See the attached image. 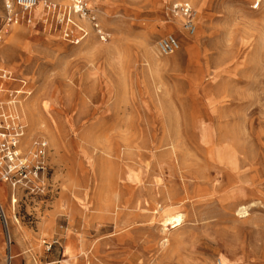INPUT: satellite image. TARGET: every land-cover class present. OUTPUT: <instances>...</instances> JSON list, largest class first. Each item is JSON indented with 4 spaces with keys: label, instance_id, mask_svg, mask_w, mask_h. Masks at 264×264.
<instances>
[{
    "label": "rangeland",
    "instance_id": "1",
    "mask_svg": "<svg viewBox=\"0 0 264 264\" xmlns=\"http://www.w3.org/2000/svg\"><path fill=\"white\" fill-rule=\"evenodd\" d=\"M47 1L59 11L44 7L39 17L8 25L0 0V69L13 74L14 86L24 83L26 127L14 166L32 173V182L12 188L1 178L10 166L4 161L0 186L18 191L12 231L25 241L29 264H264V4L86 0L95 28L73 14L70 0L67 10ZM178 3L195 12L191 56L194 37L181 18L180 26L172 21ZM168 35L180 47L161 56L157 42ZM26 103L34 106L31 121ZM40 140L48 148L35 179ZM206 161L246 163L232 185L226 170ZM240 194L247 195L244 214L228 201ZM165 214H180L183 224L163 225ZM43 242L55 244L46 252Z\"/></svg>",
    "mask_w": 264,
    "mask_h": 264
},
{
    "label": "built area",
    "instance_id": "2",
    "mask_svg": "<svg viewBox=\"0 0 264 264\" xmlns=\"http://www.w3.org/2000/svg\"><path fill=\"white\" fill-rule=\"evenodd\" d=\"M71 1V11L74 15H77L81 19H87L92 24H94L95 28L98 26L95 24L96 17L91 13L88 8L86 0H70ZM5 5L6 12V22L8 25L18 24L23 17L29 19V14L34 9L39 0H3ZM44 7L49 12H57L59 11L58 7L53 4L45 3ZM258 5L256 6V9ZM19 10L18 12L16 11ZM171 13L174 16L181 17L183 22V29L189 35L193 36L196 31V23H195V12L192 6L189 3H178L174 4L171 7ZM100 34H102L99 31ZM180 44L176 37L173 35H168L164 38H161L157 42V51L161 56H170L179 50ZM23 95V93H22ZM20 93L15 92L9 94V98L7 101H0V168L6 166L7 164L4 161H7L8 166L5 174L1 176V178L6 183H10L12 188H16V185L30 182L32 178H29L31 170H28V167L24 163H20V166H14L15 161H19V152L18 144L20 139L24 136L25 126L20 122V113H19V100ZM35 153L34 159L36 167H34L33 177L37 179L39 177V172L45 170V156L47 153V143L45 141H37L34 143ZM23 161V160H22ZM18 171H15L17 170ZM30 173V174H29ZM16 174H18L21 178L16 180ZM32 182V181H31ZM0 218L4 221V225H6V220L4 218V211L0 205ZM8 244H10V240L8 237ZM53 244L46 245V251H50ZM8 264H10V258H8Z\"/></svg>",
    "mask_w": 264,
    "mask_h": 264
},
{
    "label": "bare ground",
    "instance_id": "3",
    "mask_svg": "<svg viewBox=\"0 0 264 264\" xmlns=\"http://www.w3.org/2000/svg\"><path fill=\"white\" fill-rule=\"evenodd\" d=\"M50 1V0H49ZM55 1H57V2H59V3H62V4H64V5H66V10L67 9H69V7H67V6H69V0H55ZM189 1H191V0H189ZM198 0H192V2H194V3H196ZM48 1L47 0H39V3L37 4V6L34 8V9H32V11L30 12V15L32 16V17H34V18H37V17H39L41 14H42V12H43V8H44V5H45V3H47ZM51 2V1H50ZM54 2V1H53ZM257 3H258V8H259V6H260V4L261 3H263L264 4V0H257ZM87 5H88V3H87ZM89 6V5H88ZM260 7H262V6H260ZM45 13V12H44ZM43 15H45V14H43ZM171 15H173L172 13H171ZM174 16V15H173ZM76 17V16H75ZM175 18H173L172 19V21H173V23L174 24H176V26H180V20H178V18H181V17H179V16H174ZM263 17V16H262ZM177 18V19H176ZM40 19V18H39ZM80 19V18H79ZM81 20V19H80ZM181 20L184 22V20L181 18ZM73 22H74V20H73ZM82 22V21H81ZM85 22H87V21H85ZM260 22H261V20H260ZM262 23V22H261ZM74 24V23H73ZM83 24V23H82ZM86 24H89V23H86ZM93 25V24H92ZM252 26V25H251ZM76 27H77V31L78 32H82V31H84V32H86L81 26H79V25H77L76 24ZM254 27H255V25H254ZM89 28V27H88ZM261 29V28H260ZM88 30H90V29H88ZM254 30V29H253ZM198 30H197V32L195 31V34L192 36V37H194L193 39V42L192 43H190V44H188V54L191 56V54H192V52L193 51H195V49H196V47H197V45H198ZM86 34V33H85ZM89 34L87 33V35L86 36H88ZM148 35H149V33H148ZM255 35V34H254ZM255 37H257V36H255ZM86 39H88V38H86ZM91 41V40H90ZM148 42V41H147ZM255 43V42H254ZM251 44V43H250ZM145 45V44H144ZM144 45H143V47H144ZM147 46V45H146ZM151 47V46H150ZM145 48V47H144ZM145 51V50H144ZM148 54H149V56L150 57H152V58H154L153 57V48L152 49H148ZM158 56V55H157ZM146 58V57H145ZM146 61V60H145ZM148 61V60H147ZM149 62V61H148ZM154 63H155V61H154ZM153 63V64H154ZM160 63V62H159ZM162 63V62H161ZM179 63V62H178ZM152 65V64H151ZM163 65H164V63H163ZM237 66V65H236ZM152 67H154V65L152 66ZM157 67H158V65H157ZM197 67V66H196ZM153 69H156V68H153ZM159 69V68H158ZM0 71H5V70H2V69H0ZM153 71V70H152ZM151 72V71H150ZM261 73V72H260ZM152 74V73H151ZM150 74V75H151ZM217 74V73H216ZM210 76V75H209ZM207 78V77H206ZM10 79V78H9ZM206 80V79H205ZM2 91V90H1ZM25 105V108L27 109V111H28V115H29V118H30V121L32 120V118L34 117V114L35 113H33V111H34V106H33V104L32 103H26V104H24ZM22 108V113L24 114V109H23V104H22V106H21ZM19 113H20V115H21V119H22V122H24V119L22 118V114H21V111H20V107H19ZM24 118H25V116H24ZM26 119H27V117H26ZM36 121H39V120H36ZM32 123V122H31ZM28 126H29V124H28ZM26 127V126H25ZM38 130V129H37ZM25 131V130H24ZM30 132H31V130H30ZM30 132H28V134H27V136H26V138L22 141V145H21V148L24 150V151H27V150H29L28 148H30V145H29V140H30V136H31V134H30ZM37 134V133H36ZM46 134V133H45ZM48 136V135H47ZM35 137V136H34ZM56 140V139H55ZM31 142V141H30ZM57 142V141H56ZM53 145H55V143L53 144ZM29 152V151H28ZM21 153V152H20ZM22 162V161H21ZM190 161H182V164L181 165H185V166H187L188 165V163H189ZM168 163V162H167ZM205 164V167H209V166H211V165H213V166H218L219 168H221V169H223V170H226L228 173H229V175H230V177H231V180H230V182L232 183V185H236L237 183H238V181L240 180V174H241V172H243L241 169H242V165L243 164H245L246 163V161H206V162H204ZM171 165V164H170ZM172 166V165H171ZM190 167H192L191 165H189ZM180 168V167H179ZM185 168V167H184ZM190 169V168H189ZM198 169H200V167L198 168ZM243 177V176H242ZM1 179V178H0ZM190 179V178H189ZM207 179H208V175L207 174H203L202 176H200L198 179H197V181H199V183H200V186L202 187V188H204L205 186H206V182H207ZM223 179V178H222ZM243 179V178H242ZM202 180V181H201ZM188 181H190V180H188ZM194 181H195V179H194ZM193 181V182H194ZM184 182V181H183ZM226 182V181H225ZM244 182V181H243ZM188 184V183H187ZM165 185V184H164ZM230 185V184H229ZM238 185V184H237ZM242 186H244V185H242ZM169 187V186H168ZM223 187V186H222ZM221 187V188H222ZM225 187V186H224ZM151 188V187H150ZM167 188V187H166ZM202 188H199L200 189V191L203 193L202 195L205 197L206 195H207V192L204 190V189H202ZM213 188V187H212ZM163 189V188H162ZM216 189V188H215ZM249 189V188H248ZM218 190H219V188H218ZM221 190V189H220ZM228 190V189H227ZM16 191L17 190H9L8 188H6V187H4V185L3 186H0V204L2 205V208H3V211H4V218H5V220H6V222L9 224V227H14L15 226V224H18V220L15 218V222L13 221V215H12V213H11V210H10V206L12 205V203L14 202V200L16 199ZM223 191H225V190H223ZM18 192V191H17ZM206 192V193H205ZM229 192V191H228ZM238 192V191H237ZM217 193V192H216ZM187 194V193H186ZM196 194V193H195ZM249 194V193H248ZM190 195V194H189ZM200 195V194H199ZM214 195H215V193H214ZM214 195H212L213 197H214ZM233 195V194H232ZM164 198H166L167 199V203L169 204V205H171V206H173V204H174V199H173V196H172V194L171 193H169V192H166V193H164L163 195H162ZM191 196V195H190ZM201 196V195H200ZM218 196V195H217ZM236 196V195H235ZM229 197V196H228ZM197 198V197H196ZM210 198V197H209ZM218 198V197H217ZM231 198V197H230ZM245 199H247V195H245V194H240V195H238V196H236V197H234L233 199H229L228 201H232L231 202V206H234L235 207V209H236V212L238 213V214H244L245 213V211H246V205H245ZM8 200H9V205H6V203H8ZM196 200V199H195ZM202 200V199H201ZM209 200V199H208ZM182 201V200H181ZM181 201H180V203H181ZM216 201H218V200H216ZM183 202V201H182ZM190 202V201H189ZM211 202V201H210ZM230 202H228V203H230ZM201 203V202H200ZM253 203V202H252ZM4 205H5V207H4ZM247 212V211H246ZM236 214V213H235ZM247 214V213H246ZM161 222L163 223V225H172L173 226V228H177V227H180L182 224H183V220H182V216L180 215V214H177V215H175V216H171V215H169V214H165V215H163V217H162V219H161ZM11 231V230H10ZM72 242H73V245H74V249L76 250L77 249V247H78V245H77V242L72 238ZM12 249L10 248V251H11ZM73 252V251H72ZM74 255V254H73ZM73 257H75V256H73ZM9 258V257H8ZM10 258H12V254H10Z\"/></svg>",
    "mask_w": 264,
    "mask_h": 264
},
{
    "label": "crops",
    "instance_id": "4",
    "mask_svg": "<svg viewBox=\"0 0 264 264\" xmlns=\"http://www.w3.org/2000/svg\"><path fill=\"white\" fill-rule=\"evenodd\" d=\"M12 76L13 74L12 73L10 74V72L0 71V101H7L9 98V94H12L15 92L20 93V95L22 96V91H20V89H22V84L24 83L18 80V82L16 83H20L21 86L19 87L14 86L13 84H11ZM5 81L7 84L3 85V82ZM4 226L6 228V232L10 240V244H8V242L7 243L5 242L6 251L8 252V256H6V264H8V257L10 258V254H12V258H10V264H29L31 262V257L27 255V252L25 250L26 243L22 239V236L20 235L19 232L14 233L12 231V227H9V224L7 222H6V225ZM3 232H4L3 227L0 224V258L3 252ZM42 244L44 245L45 242H43ZM10 248L12 249L11 251H10ZM46 252H49V251H46ZM46 264H60V262H51V263H46Z\"/></svg>",
    "mask_w": 264,
    "mask_h": 264
}]
</instances>
